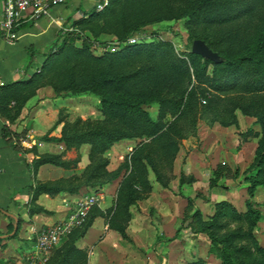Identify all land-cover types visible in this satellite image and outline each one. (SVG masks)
Instances as JSON below:
<instances>
[{"label": "rangeland", "instance_id": "1", "mask_svg": "<svg viewBox=\"0 0 264 264\" xmlns=\"http://www.w3.org/2000/svg\"><path fill=\"white\" fill-rule=\"evenodd\" d=\"M167 2L169 9L177 13L188 11L190 6L189 0ZM259 3L252 15L228 23H219L217 16L211 20L205 16L174 17L149 24L128 38V41L136 39L133 44L164 41L171 46L172 52L166 50L167 56L162 54L169 67L160 71L158 64L151 61L139 65L145 69L150 65L154 70L150 80L139 82V92L151 87L161 90L164 78L168 79L165 94L153 96L154 101L141 108L155 121H164L163 133L152 135L154 139H123L102 159L97 158L90 143L69 149L63 143L29 144L22 149L38 158L55 155L68 161L69 167H62L66 175L59 180L72 179L74 186L79 187L74 193L80 194L77 201L92 193L99 195L105 185L127 177L134 169L137 191L134 205L147 203L146 215L153 222L147 237L140 232L142 227L137 230L136 239L128 232L126 236L121 234L122 245L133 253L136 264H225L213 253L214 245L227 252L234 264H264V165L257 166L258 156L264 152V92H246L249 77L240 74L232 75L227 84L216 90L214 64L207 63V76L199 79L195 71L199 72L205 61L196 59L191 63L190 58L197 38L206 39L221 54L238 56L257 50L258 45L264 53V0ZM72 39L76 48L83 47V38L74 35ZM89 40L90 54L94 57L117 53L129 44L114 34L90 36ZM173 54L186 62L179 64ZM83 62L74 57L72 64L61 71L63 78L70 70L82 77ZM159 72H163L160 78L159 74L155 76ZM55 94L59 97V119L118 125L114 119L108 121L96 94ZM142 95L141 99L148 98ZM162 100L168 103L161 114ZM180 101L183 108L178 112ZM121 126L122 131L134 133L132 128ZM54 130L62 134L63 127ZM20 136L26 138V133ZM165 137L170 142H165ZM137 152L141 157L134 161ZM98 165L101 167L94 171ZM95 172L102 173L101 178L94 177ZM117 172L120 177L114 181L112 177ZM132 197L130 190L122 193L124 201ZM161 206L172 218H162ZM138 210L141 212L140 207ZM121 215L125 216L124 210ZM6 261L22 264L23 259L10 257Z\"/></svg>", "mask_w": 264, "mask_h": 264}, {"label": "trees", "instance_id": "2", "mask_svg": "<svg viewBox=\"0 0 264 264\" xmlns=\"http://www.w3.org/2000/svg\"><path fill=\"white\" fill-rule=\"evenodd\" d=\"M167 1L168 0H110L109 6L103 11H94L89 18L77 22L74 30L67 32V40H65L63 46L48 56L40 72H35L25 81L13 83L8 86L11 90L9 98L16 100L17 115H19L21 108L26 102L36 94L38 88L50 85L58 94L61 92H68L73 95L84 92L96 94L101 99L102 112L106 115L108 121L111 118L118 122V125L112 124L111 126H107L101 124V121H94L91 125L90 121L84 122L80 119L77 120L76 123L59 119L57 125L60 122H65L61 136L59 138H46L47 140L65 144L67 149L72 148L74 145L90 143L93 145V150L97 158L102 159L115 143L123 139L146 137L152 140L154 139L151 137L152 135L163 133V128L165 126L164 121L161 119L155 121L147 111L141 108L145 103L153 102V96H162V94H165L163 92L164 88H166L168 79L165 80L164 78L161 90L157 89L156 91L155 88L153 89L151 87L147 88L145 91L142 90L144 93L139 92V82L143 81L146 83L151 79L152 73H154V70L150 69V65L147 69H145V66L139 67V65L143 64V61L144 64L147 63L145 61H151L158 64L160 71H162L164 67H169L170 63L163 59L162 54L167 56L166 53L168 52L166 50L169 51L171 49L170 43L164 41L139 44L129 43L122 51L117 53H106L103 56L94 57L90 54L91 44L89 36L86 35V33L94 38H101L104 35L114 34L121 41H128V38L133 33L139 32L143 27L156 22L185 16L191 19L197 16H205L211 20L213 16H217L219 18V23H228L252 15L260 4V0H189L190 6L188 11L177 13L169 9L170 3ZM17 30H19V26ZM82 33H84V37ZM74 35L77 39L83 38L82 48L79 49L75 47V40L72 39ZM197 39L204 40L211 49L216 51L206 39ZM256 47L258 48L257 50L251 49L238 56L221 54L216 51L219 53V59L217 61L206 59L201 55L191 52V63H194L196 59L205 61L201 70L199 72L195 71L197 72L195 75L199 79H204V77L207 76V63H213V74L216 76L215 80L217 82V87L214 86V89H221L227 84L228 78L232 75L240 74V77L243 75L249 77V81L247 82L248 90H246V92L262 93L264 92V53L260 50L261 45ZM170 52L172 51L170 50ZM173 56L175 55L173 54ZM74 57L84 61L82 69L83 76L79 77L73 70H70L66 72L67 76L63 78V73H61V71H63L64 66L67 64H72ZM176 59L178 63L180 61L183 63L186 62L177 57ZM162 73L163 72L156 73L155 76L159 74L160 78L162 77ZM165 76L167 77L166 74ZM169 79L171 80V78ZM17 85H19V87L14 91ZM142 94L148 98L141 99L140 96H143ZM160 103L162 114L165 113L163 110L167 107L168 101L162 100ZM181 107L182 103L180 101L177 109L178 112L181 111ZM185 109L186 108H184L182 113L185 112ZM121 125H123V127L132 128L134 133L122 131L120 129L122 127ZM3 131L4 135L7 137H18L16 133L14 134L7 128H4ZM165 142H170V139L165 137ZM16 148L20 150L23 149L18 145H16ZM139 157H141L140 152H137V155L133 158L134 161L138 160ZM47 163L64 168L69 167L68 161H61L55 155H41L34 160L35 169L37 170L41 165ZM263 165L264 152H261L257 159V166ZM99 167L101 166H96L94 171ZM133 170L130 172V175L122 179L114 213L110 211L107 215L110 218V226L118 230L124 236L127 235V224H121L118 221L124 220V222L127 223L130 220L131 214L129 213V206L136 202L135 195L137 191L134 185L135 177H133V174L135 172H133ZM93 175L98 178L102 173L95 172ZM119 177L120 173L117 172L112 177V180L114 179L115 181ZM35 189L37 193L58 194L63 191L75 193L79 190V187L74 186L72 179H63L38 183ZM126 190H130V194L133 197L124 201L122 193ZM98 209L99 206H94L89 212L85 224L82 227L76 228L67 237L72 239L74 236L80 237L83 235L91 225L93 216L98 213ZM36 210L38 212L44 211L41 207H38ZM122 210L125 212L124 217L121 215ZM212 241L215 243L216 239L213 238ZM212 251L217 254L225 264H234L229 258L228 253L218 245H214ZM58 253L59 255H64L61 264H86L85 257L80 255L74 245V239L66 242Z\"/></svg>", "mask_w": 264, "mask_h": 264}, {"label": "crops", "instance_id": "3", "mask_svg": "<svg viewBox=\"0 0 264 264\" xmlns=\"http://www.w3.org/2000/svg\"><path fill=\"white\" fill-rule=\"evenodd\" d=\"M100 0H70L66 4L54 5L50 13L34 19L27 13L19 24V39L14 44L6 42L0 35V262L24 256L32 250L38 233L51 225L64 221L75 208L80 194L63 191L58 194L37 193L38 183L57 181L66 175V170L54 164H43L37 170L32 152H24L16 145L27 149L29 144H57L48 138H59L54 130L60 112L57 94L52 87L38 88L17 115L16 100L10 99L13 83L29 79L40 72L49 55L62 47L69 31L77 22L89 18ZM3 0H0V12ZM89 37L90 34L86 33ZM19 87L16 86L14 91ZM7 128L19 137L5 136ZM61 132V130H60ZM43 137V138H42ZM122 142V141H121ZM131 142V141H127ZM60 144V143H58ZM118 143H115L116 145ZM70 155V154H69ZM86 156V153H85ZM84 156V157H85ZM122 179L107 184L101 189L98 213L91 225L80 237L74 236V245L86 264H136L135 256L122 245L121 233L110 226L108 213L116 208L118 190ZM130 205V220L126 232L136 239L138 229L148 236L153 222L146 215L147 203ZM41 207L44 211L38 212ZM141 208L139 212L138 208ZM137 211V212H136ZM164 220L172 218L166 208L159 207ZM176 216V215H175ZM176 219V217H173ZM149 225V227H148ZM139 227V228H137ZM166 229V225L164 226ZM170 231V230H169ZM168 236V235H167ZM67 237L56 246L47 258V264H61L64 255L58 251L72 240ZM34 240V242H32ZM1 264V263H0Z\"/></svg>", "mask_w": 264, "mask_h": 264}, {"label": "built area", "instance_id": "4", "mask_svg": "<svg viewBox=\"0 0 264 264\" xmlns=\"http://www.w3.org/2000/svg\"><path fill=\"white\" fill-rule=\"evenodd\" d=\"M69 1L3 0V11L0 12V35L6 42L14 44L20 37L17 27L27 13L31 12L34 19H39L48 15L54 5L66 4ZM109 4L110 0H100L96 11H103ZM135 42V38L128 41L130 44ZM116 46H120V43H116ZM100 201L101 198L97 193L80 198L74 210L64 221L48 226L38 233L34 248L24 256L22 264H47L48 254L76 228L85 224L89 212L94 206H99Z\"/></svg>", "mask_w": 264, "mask_h": 264}, {"label": "water", "instance_id": "5", "mask_svg": "<svg viewBox=\"0 0 264 264\" xmlns=\"http://www.w3.org/2000/svg\"><path fill=\"white\" fill-rule=\"evenodd\" d=\"M192 52L212 61H217L219 59V53L211 49L202 39H196L193 42Z\"/></svg>", "mask_w": 264, "mask_h": 264}]
</instances>
